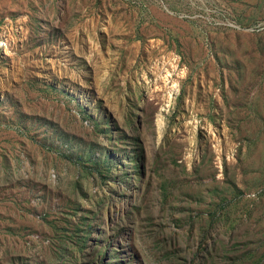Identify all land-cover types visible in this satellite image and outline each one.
Listing matches in <instances>:
<instances>
[{
    "label": "rangeland",
    "instance_id": "374dc122",
    "mask_svg": "<svg viewBox=\"0 0 264 264\" xmlns=\"http://www.w3.org/2000/svg\"><path fill=\"white\" fill-rule=\"evenodd\" d=\"M0 264H264V0H0Z\"/></svg>",
    "mask_w": 264,
    "mask_h": 264
}]
</instances>
